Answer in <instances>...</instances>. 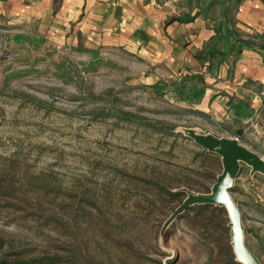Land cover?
Returning a JSON list of instances; mask_svg holds the SVG:
<instances>
[{"label": "rangeland", "instance_id": "obj_1", "mask_svg": "<svg viewBox=\"0 0 264 264\" xmlns=\"http://www.w3.org/2000/svg\"><path fill=\"white\" fill-rule=\"evenodd\" d=\"M147 71L124 50L58 46L32 24L0 15V259L227 263L224 237L216 244L184 213L161 237L185 194L170 201L153 185L208 192L221 162L200 156L179 127L236 130L167 89L155 92ZM168 124L174 133L161 131ZM232 195L246 244L264 264V175L243 165Z\"/></svg>", "mask_w": 264, "mask_h": 264}, {"label": "crops", "instance_id": "obj_2", "mask_svg": "<svg viewBox=\"0 0 264 264\" xmlns=\"http://www.w3.org/2000/svg\"><path fill=\"white\" fill-rule=\"evenodd\" d=\"M181 1L0 0V15L32 24L58 46L124 50L148 68L145 79L152 82L203 66L195 53L214 30L201 15L174 19L187 12ZM234 18L242 35L264 34V0H241ZM204 74L208 86L197 107L225 118L229 97L248 102L253 114L238 127L241 140L264 156V53L244 49L231 75L227 64L216 75Z\"/></svg>", "mask_w": 264, "mask_h": 264}, {"label": "trees", "instance_id": "obj_3", "mask_svg": "<svg viewBox=\"0 0 264 264\" xmlns=\"http://www.w3.org/2000/svg\"><path fill=\"white\" fill-rule=\"evenodd\" d=\"M241 0H182L183 7H186L187 12L177 16L176 20H187L194 16L201 15L211 25L214 33L204 42L203 46L195 53L196 59L207 66V73L216 75L221 65H228V75H231L233 66L239 60L244 49H258L264 53V34H255L252 36H244L235 26L234 12ZM193 8H197L194 15H191ZM205 74L201 70L187 71L182 73L170 82L162 78L154 79L149 87L157 93L169 91L174 96L175 100L184 102L188 105H197L205 94L207 88ZM228 125L224 126L228 130L234 127L236 130L243 125V121L253 114V108L250 104L238 97H229L226 103ZM168 128L161 131L166 133H174V124H168ZM174 135V134H172ZM180 135V134H179ZM198 154L205 160L211 162L220 161L215 154L209 153L206 150L200 149ZM210 177L215 180L217 173H209ZM151 183V181H150ZM153 185V189L158 194H162L170 201L181 199L185 193L181 191H173L172 188L161 183ZM209 189V187H208ZM184 220L189 225L206 229L214 236V242L219 244L221 238L224 237V248L227 254L226 264H241L235 260L229 239V228L227 227L228 218L224 208L202 204L195 205L189 208L182 215ZM248 231V230H247ZM252 231V230H249ZM218 235V236H217ZM19 261H21L19 263ZM56 261L53 257H36L28 260H20L19 257L12 260L0 259V264H50Z\"/></svg>", "mask_w": 264, "mask_h": 264}, {"label": "water", "instance_id": "obj_4", "mask_svg": "<svg viewBox=\"0 0 264 264\" xmlns=\"http://www.w3.org/2000/svg\"><path fill=\"white\" fill-rule=\"evenodd\" d=\"M179 131L191 138L202 150L217 155L222 169L208 192H196L185 186L178 189L185 193V197L165 220L161 237L169 225L192 206L202 204L219 206L227 212L230 244L235 260L241 264H262L257 254L246 244L243 214L232 195V189L243 165L250 168L251 176L264 175V156L242 143L243 128H238L233 136H217L195 127H179Z\"/></svg>", "mask_w": 264, "mask_h": 264}, {"label": "built area", "instance_id": "obj_5", "mask_svg": "<svg viewBox=\"0 0 264 264\" xmlns=\"http://www.w3.org/2000/svg\"><path fill=\"white\" fill-rule=\"evenodd\" d=\"M200 70H201V72H203V73H207V66H206V65H203V66L201 67ZM257 97H258L257 95L254 96L255 99H256ZM225 118L228 119V118H229V115L226 114V115H225Z\"/></svg>", "mask_w": 264, "mask_h": 264}]
</instances>
